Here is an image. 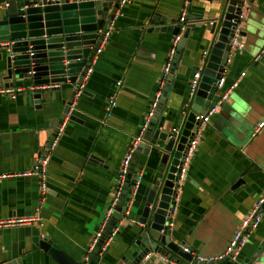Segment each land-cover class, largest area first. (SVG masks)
<instances>
[{
	"label": "crops",
	"instance_id": "crops-1",
	"mask_svg": "<svg viewBox=\"0 0 264 264\" xmlns=\"http://www.w3.org/2000/svg\"><path fill=\"white\" fill-rule=\"evenodd\" d=\"M220 1L190 0L188 9L195 17L192 22L199 21V14L204 23L219 16L224 10ZM181 7L182 0H129L118 9L121 14L107 42L90 63L83 92L73 100L70 109L74 119L67 122L50 153L44 200H40L33 176L0 179V219L28 218L37 212L41 217L40 221L0 228V263L18 260L21 264H60L34 244L37 234L54 241L74 259L84 260L170 46L171 33L150 31V15L158 8L179 17ZM257 24L263 35L264 0H250L240 22L246 32L242 36L244 48L234 52L225 72L227 85L234 80L238 84L208 123L188 168L170 230L174 242L206 257L224 253L240 220L264 191V126L252 135L253 128L264 119V44L251 34ZM213 36L207 41L201 37V30L195 29L181 48L167 95L156 110L159 125L168 119L173 123L192 103L189 82L203 63L204 50L207 59ZM118 80L121 85L116 88ZM28 91L24 89L14 99L0 96V173L30 168L49 142L46 125L53 129L63 113L61 102L39 107L40 101L31 97L27 100ZM69 93L63 91L62 98ZM110 99L116 104L106 118ZM159 159L156 152L148 156L141 152L136 158L142 178L130 197L128 214L118 218L116 233L105 250L97 253V264H123L121 257L129 256L128 249L134 246L140 227L137 219L161 169ZM109 231L106 229L105 235ZM263 242L264 215L236 259L247 261ZM196 262L194 258L190 262L180 258L178 263ZM144 264L169 263L152 257Z\"/></svg>",
	"mask_w": 264,
	"mask_h": 264
},
{
	"label": "water",
	"instance_id": "water-1",
	"mask_svg": "<svg viewBox=\"0 0 264 264\" xmlns=\"http://www.w3.org/2000/svg\"><path fill=\"white\" fill-rule=\"evenodd\" d=\"M0 1H2L0 5V87L15 86L29 90L26 95L27 100L31 97L40 101L39 107L43 104H54L56 101L61 102L63 113L59 116L54 128L50 129L49 125H46L50 142L70 110L75 96L79 91L83 92L81 87L88 74L90 63L95 57L102 32L116 14L120 0ZM239 2L240 0H221L219 6L224 7L223 12L206 26L201 14L198 15L197 23L192 22L195 17L188 9L185 18L187 28L180 39L179 49L168 75L161 102L167 95L168 86L177 68L180 50L188 37L193 36L194 30H201V37L207 41H210L214 35V43L207 59L201 65V76L192 97V103L183 108L173 123H170L168 119L159 125V113L156 112L143 134V141L135 150L122 196L107 223L105 233L106 229L111 230L114 227L130 200L138 173L136 169L138 155L141 152L147 156L158 153L161 169L157 172L137 219L140 227L134 246L128 249L129 256L121 257L123 264H137L149 251H156L175 262H179L180 258L192 261V255L183 251L180 244L171 239L167 227L173 174L179 163L181 151L196 128V114L204 112L216 92V81L226 64L229 40L234 26L232 19H236ZM148 22L152 26L150 31L154 33L166 32L174 35L179 31V17L167 15L158 8L151 13ZM260 27L259 24L254 25L251 34L255 40L264 44V34L261 35ZM216 29L218 30L215 33ZM245 33L242 30L240 32L242 36H245ZM66 90H70V93L66 98H62V92ZM68 119L71 122L74 116L70 114ZM93 158L98 159L96 156ZM104 237L91 251L88 261L74 259L47 237L37 234L33 242L60 264H97V253ZM196 263L264 264V242L247 261L246 259L232 260L228 256H223L209 263ZM0 264L21 263L18 260H9Z\"/></svg>",
	"mask_w": 264,
	"mask_h": 264
},
{
	"label": "built area",
	"instance_id": "built-area-1",
	"mask_svg": "<svg viewBox=\"0 0 264 264\" xmlns=\"http://www.w3.org/2000/svg\"><path fill=\"white\" fill-rule=\"evenodd\" d=\"M128 1L129 0H120L118 9H120L123 5L128 3ZM189 2L190 0H182V7L180 10L179 23H178L179 31L177 34L172 35L170 39V46L167 51L166 58L158 73L155 89L152 92V95H151L148 107L145 111L142 123L140 124L138 132L133 136L131 142L128 144L126 151L124 153V156L120 162L119 168L116 172L114 187L110 195L109 203L105 209V212L99 224V227L95 231L88 245L87 254L84 258L85 261H88L91 251L94 249L97 243H99V241L102 239L103 236L105 237L103 238V242L100 246L99 252H102L105 250L109 241L112 239V237L116 233L117 227H114L105 235V228L107 226V223L111 219L112 214L115 210V207L117 206L122 196V192L126 184L127 174L130 171L131 162H132L135 150L137 149L138 145L143 141V134L147 130L150 121L154 117L156 110L158 109L160 105L163 92L167 86L168 75L172 68V64L175 61L181 34L187 28L185 18L188 13ZM249 4H250V0H240L238 4V11L236 13V19H232L234 26H233L232 36L230 37V40H229V52L226 58V64H225V67L219 79L216 81V92H218L217 93L218 95L216 99L209 106L205 108L204 112L196 114L195 116V120L197 121L196 128L192 136L189 138V140L185 144L183 150L181 151L179 163L176 165V171L173 174L174 180L172 183L171 202H170V206L168 209L169 221L167 223V227L169 231L172 229L176 214L178 213L179 204H180V192L185 182L188 168L191 165L192 160L196 154L197 148L200 145L204 137V133L208 126V123L210 122V119L213 117V115L218 112L222 103H224L228 99L231 90L234 89L238 84V81L234 80L229 85H227L225 72H226V66L231 62V58L234 52L244 48V41L242 39V35L240 34L241 32L240 22L242 19H244L246 15V11L249 9ZM120 14H121L120 11L117 10L116 14L111 19L107 28L103 32L101 31L102 36H101L98 48L96 49V53L101 52L103 45H105V43L107 42L113 30V27L115 25V21L118 18V16H120ZM211 23H212V20H209L205 22V25L211 24ZM206 55H207V51L204 50L202 52L203 63L205 61L204 58ZM259 56L260 54L257 55V57ZM201 71H202V67L200 66L192 74L191 80L189 82L190 98L194 96L195 91L198 87L199 79L201 76ZM241 75H244V72H242ZM120 85H121V81L118 80L116 82V88L119 87ZM22 91H24L23 87H15V86L2 87L0 88V96H7L8 98L14 99L16 95ZM115 104H116L115 99L108 100L106 104V108H105L106 118L111 116L112 108L115 106ZM70 114H71V109L65 115L64 120L58 126L57 132L54 134L53 138L50 140L48 145L45 147L44 151L40 152L35 157L34 162L30 168L21 170V171H16V172L0 173V179L7 178V177H31L33 176L37 179V182H38V191L40 195V200L41 201L44 200L45 195L47 193L46 173H47V166L50 160V153L56 147L59 136L63 133L67 122H69L68 118ZM263 126H264V119L258 122V124L253 128L252 135L257 134ZM141 178H142V173L138 172L134 185H133L132 192L130 194V197H132L136 193V190L138 188ZM128 207H129V202L127 203L124 210L121 212L119 218L121 217L124 218L128 214ZM263 215H264V191L261 194H259V196L254 201L251 208L246 212L245 216L240 220L238 226L232 233L223 254L218 255V256H207L206 257L200 254H194L189 246H186L184 244H180V246L182 247L183 251L191 254L192 258H194L197 262L209 263L211 261L222 258L223 256H228L230 259L235 260L236 255L238 254L239 250L249 242L252 232L258 227ZM40 220H41V217L38 212L33 217H28V218L0 219V228L13 227L16 225L26 224L32 221H40ZM152 257H157L159 260L165 261L169 264H179L178 262H175L174 260H169L166 256L159 254L156 251H149L145 253L137 264H144L145 262L150 260Z\"/></svg>",
	"mask_w": 264,
	"mask_h": 264
}]
</instances>
